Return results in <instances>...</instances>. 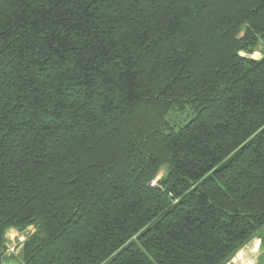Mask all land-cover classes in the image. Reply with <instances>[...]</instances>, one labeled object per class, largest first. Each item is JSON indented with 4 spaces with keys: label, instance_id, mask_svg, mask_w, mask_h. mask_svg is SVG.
I'll list each match as a JSON object with an SVG mask.
<instances>
[{
    "label": "trees",
    "instance_id": "16d2710c",
    "mask_svg": "<svg viewBox=\"0 0 264 264\" xmlns=\"http://www.w3.org/2000/svg\"><path fill=\"white\" fill-rule=\"evenodd\" d=\"M263 226L264 0H0V264L8 230L20 264H226Z\"/></svg>",
    "mask_w": 264,
    "mask_h": 264
},
{
    "label": "rangeland",
    "instance_id": "374dc122",
    "mask_svg": "<svg viewBox=\"0 0 264 264\" xmlns=\"http://www.w3.org/2000/svg\"><path fill=\"white\" fill-rule=\"evenodd\" d=\"M243 55V54H242ZM251 58L259 59L260 54L255 52ZM164 170L158 174L152 183H156L162 176ZM27 230V229H26ZM8 230L4 236V250L2 252V264H20L22 261L21 250L23 242L26 240L28 233H33L34 228L30 227L29 231ZM23 239V241H21ZM25 239V240H24ZM226 264H264V226L257 232L254 239L249 241L237 254Z\"/></svg>",
    "mask_w": 264,
    "mask_h": 264
},
{
    "label": "built area",
    "instance_id": "2783aa9c",
    "mask_svg": "<svg viewBox=\"0 0 264 264\" xmlns=\"http://www.w3.org/2000/svg\"><path fill=\"white\" fill-rule=\"evenodd\" d=\"M151 185L153 186L154 183H152ZM29 228H30V227H29ZM29 228H27V230H26L27 232L29 231ZM24 231H25V230H24ZM24 231H23V232H24ZM28 234H29V233H28ZM24 240H25V239H24ZM21 241H23V239H22Z\"/></svg>",
    "mask_w": 264,
    "mask_h": 264
}]
</instances>
